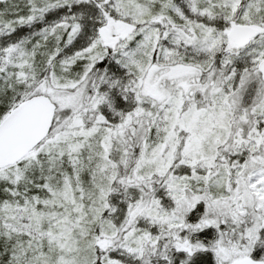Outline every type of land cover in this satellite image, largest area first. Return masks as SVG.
Wrapping results in <instances>:
<instances>
[{
	"label": "snow or ice",
	"instance_id": "6c2138e0",
	"mask_svg": "<svg viewBox=\"0 0 264 264\" xmlns=\"http://www.w3.org/2000/svg\"><path fill=\"white\" fill-rule=\"evenodd\" d=\"M0 264H264V0H0Z\"/></svg>",
	"mask_w": 264,
	"mask_h": 264
}]
</instances>
